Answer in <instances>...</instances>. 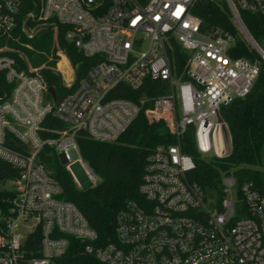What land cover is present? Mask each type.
Returning <instances> with one entry per match:
<instances>
[{
  "label": "built area",
  "instance_id": "built-area-1",
  "mask_svg": "<svg viewBox=\"0 0 264 264\" xmlns=\"http://www.w3.org/2000/svg\"><path fill=\"white\" fill-rule=\"evenodd\" d=\"M202 1L225 4L257 58H232L230 36L201 30L194 11ZM240 14L264 17V0H0V165L14 172L0 181L6 195L0 264H53L69 248L98 264H264V192L223 175V195L210 205L186 179L194 162L181 151L191 127L196 153L222 159L228 130L221 110L248 95L264 73V52ZM41 30L51 33L46 62L52 67L29 63L30 42ZM173 45L185 56L178 76ZM68 46L93 62L73 63ZM61 59L71 75L66 88L55 69ZM42 71L59 78L54 100ZM146 81L162 82L163 93L135 101L112 97L119 85L137 93ZM140 113L164 122L173 143L149 151L140 200L125 201L110 234L100 237L61 199L40 161L53 153L90 184L94 176L80 161L76 137L112 143Z\"/></svg>",
  "mask_w": 264,
  "mask_h": 264
},
{
  "label": "trees",
  "instance_id": "trees-1",
  "mask_svg": "<svg viewBox=\"0 0 264 264\" xmlns=\"http://www.w3.org/2000/svg\"><path fill=\"white\" fill-rule=\"evenodd\" d=\"M194 15L200 19L201 30L206 35L215 32L230 36L233 40L232 58H243L252 61L255 54L237 32L230 13L223 3L208 1L196 5ZM241 22L256 45L264 52V17L240 14ZM61 37L58 35L60 44ZM2 41L0 40V44ZM51 33L41 30L35 40L30 42L33 53H29V63L32 67H52L46 62L49 52ZM71 61L84 59L67 47ZM257 58V57H256ZM185 56L173 45L172 69L175 76L182 70ZM89 65V64H88ZM264 70V64H262ZM87 67V66H86ZM46 85L59 92V78L50 72H41ZM112 97L135 101L141 96H156L163 93V83L146 81L137 93H132L125 86L119 85ZM221 118L226 124L231 151L224 159H215L216 163L199 159L193 144V128H186L181 144V151L190 156L194 169L186 175V179L194 183L202 197L210 205L216 206L222 197L221 178L230 175L239 186L251 183L254 188L264 192V73H260L250 92L243 99L232 100L221 110ZM52 127H58L52 122ZM81 161L91 171L97 182L84 188H77L57 157L48 151L44 152L41 163L61 188V199L71 203L84 217L88 226L100 237L111 232L113 215L122 208L125 201L138 202L140 197L137 188L140 184L142 166L149 151L159 144H172L162 121L148 122L140 113L128 126L125 132L112 143H100L84 136L75 139ZM48 153V154H47ZM14 174L8 166L0 165V181ZM6 195L0 193V204ZM70 244H75L69 240ZM37 240L34 241V245ZM53 264H98L90 257L68 253L53 261Z\"/></svg>",
  "mask_w": 264,
  "mask_h": 264
},
{
  "label": "rangeland",
  "instance_id": "rangeland-1",
  "mask_svg": "<svg viewBox=\"0 0 264 264\" xmlns=\"http://www.w3.org/2000/svg\"><path fill=\"white\" fill-rule=\"evenodd\" d=\"M55 69L60 76L61 86L64 88L68 87L71 84V75H70L69 66H68L66 60L61 59L60 62L57 64ZM163 126L166 128L164 122H163ZM228 135H229V133H228ZM229 140H230V138H229ZM199 159H201L202 161H205V162L216 163V160H215L216 158L213 157L211 152L206 154V155H199ZM222 159H224V158H222ZM80 161H81V159H80ZM81 163H83V162L81 161ZM63 167L66 170V172L69 174L73 184L77 188H81L80 187L81 184H83V185L85 184V182L83 181L82 174H81V172L77 166L74 165L68 169L65 166H63ZM224 176H230V175L224 174ZM96 182H97V179L94 178V180L90 182V185L93 186ZM4 187H8V185L6 184Z\"/></svg>",
  "mask_w": 264,
  "mask_h": 264
},
{
  "label": "water",
  "instance_id": "water-1",
  "mask_svg": "<svg viewBox=\"0 0 264 264\" xmlns=\"http://www.w3.org/2000/svg\"><path fill=\"white\" fill-rule=\"evenodd\" d=\"M47 92H48V94L50 95V97L52 98V100H54V92H53V90L51 89V88H49L48 90H47ZM222 140H223V145H224V148H225V156L223 157V158H225V157H227L229 154H230V151H231V147H230V140H229V135H228V132H226V131H223V134H222ZM89 184L88 183H86V184H81V188H84V187H86V186H88Z\"/></svg>",
  "mask_w": 264,
  "mask_h": 264
}]
</instances>
